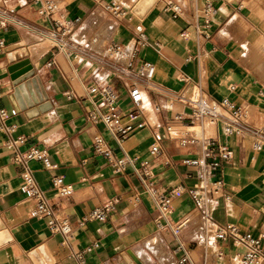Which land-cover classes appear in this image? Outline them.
Here are the masks:
<instances>
[{
	"label": "crops",
	"instance_id": "crops-1",
	"mask_svg": "<svg viewBox=\"0 0 264 264\" xmlns=\"http://www.w3.org/2000/svg\"><path fill=\"white\" fill-rule=\"evenodd\" d=\"M46 1L56 6L50 17L40 14ZM167 4L178 5L181 13L175 16ZM207 5L213 13L204 14ZM5 8L21 25L0 22V108L10 114L5 124L13 126L12 137L24 139L19 151L36 148L48 156L51 169L38 161L29 167L55 215L70 225L71 238L64 243L43 220L31 217L32 200L20 191L22 167L11 161L7 136L0 130V264H77V253H82V264H178L183 258L170 229L156 228L154 199L132 168L115 173L93 152L97 136L115 156L150 162L154 193L182 189L169 219L173 226L189 219L180 226L179 240L193 264H237L239 248L215 241L218 253H213L205 240L203 247L198 240L200 213L188 191L199 172L182 160L198 155L199 146L182 147L174 139L163 145L158 158L149 155V148L153 132L163 131L160 124L177 131L188 125L175 119L187 115L188 108L177 100L169 106V98H188L195 87L214 100L232 102L247 126L264 134V0H0V10ZM58 23L72 24L65 37L68 54L40 36L49 31L61 36ZM138 25L144 30L143 44L135 33ZM114 45L122 46L121 56L108 54ZM144 63L155 69L151 84L165 95L151 92L140 76ZM87 85L117 93L123 123H145L126 138L122 150L103 124L90 120ZM134 85L144 99L140 115L131 121L128 115L136 108L129 90ZM200 125L205 138L231 152L217 174L223 188L210 199L212 219L242 233L264 232V152L253 151L250 134L227 137L220 124ZM56 177L72 186L71 195L56 194ZM99 210H106L103 220L92 217Z\"/></svg>",
	"mask_w": 264,
	"mask_h": 264
},
{
	"label": "built area",
	"instance_id": "built-area-1",
	"mask_svg": "<svg viewBox=\"0 0 264 264\" xmlns=\"http://www.w3.org/2000/svg\"><path fill=\"white\" fill-rule=\"evenodd\" d=\"M111 9L114 12L118 10L115 5H112ZM166 9L171 10L175 16L181 13V8L178 5L167 4ZM55 11L56 6L52 2L46 1L40 9V14L44 17H50ZM205 12H208V14L209 12L213 13L210 5L206 6L204 14ZM0 22L2 25H21L8 8L0 10ZM206 23H208V20H206ZM58 24L62 28L61 36L54 31L41 32L40 36L51 41L54 48L58 51L68 54V42L65 40V37L71 33L72 24ZM135 33L138 37L139 44H143L145 34L140 25L135 27ZM3 48L4 42L0 39V52ZM107 52L109 55L119 57L122 55L123 49L121 45H114L108 48ZM138 71L140 76L145 79L151 92L156 91L164 95L166 94V92L151 84L153 75V67L151 65L144 63L139 67ZM71 96V92L67 94L68 99ZM129 97L136 111L128 116L131 121H134L140 115L143 91L134 85L129 90ZM85 98L90 101L93 108L89 116L90 120L95 124H103L121 150L126 138L134 130L145 126L144 122H139L136 125L122 122L123 117L117 108V93L110 87L97 88L87 85ZM169 99V106L172 105L173 101L177 100L189 110V113L184 117L182 114H177L175 119L178 121H186L188 123L186 126H194L195 123H199V131L196 134H191L189 131H177L172 126L160 124L159 127L163 131L153 132V142L149 148V155L153 158H158L162 154L163 145L174 139L182 147L187 145L199 146L198 155L193 158H185L182 160V163L187 167L197 169L199 172V179L193 188L188 191V195L195 209L200 213L206 245H208L210 239L218 242H229L234 248L241 250L238 254L241 264H264V232L257 235H252L248 232L242 233L236 226L232 224L220 225L214 222L211 217L207 201L218 196L223 188L222 180L217 179V174L220 172L221 164L231 158V152L226 145L205 138L200 124L205 120L210 121L214 125L220 124L224 136L227 137L241 136L245 133L250 134L253 138L252 149L255 152H264V134L260 130L250 129L244 120V113L235 107L232 102L227 99L221 101L214 100L204 94L199 87H195L188 98L175 96ZM155 109L158 110V107L156 106ZM9 116L10 114L8 112L0 108V130L7 136L5 147L11 152V161L22 167L20 191L26 198L32 200L31 217L37 220H43L52 233L60 234L64 243H69V239L71 238L70 225L66 219L59 218L55 215L53 207L48 203L43 191L39 188L33 177L29 162H41L44 168L48 170L53 166L44 151L36 148H30L23 153L19 151V148L24 144V139L21 137H12L13 126H7L5 124ZM92 149L94 153L102 155L106 159L115 173L124 172L128 167L132 168L142 185L154 199L158 214L155 222L156 228L161 229L167 227L170 229L174 240L178 244L177 251L183 253V258L178 264H193L188 250L179 240L178 229H174L169 219L172 213V202L182 193V189L176 187L172 188L166 194H156L151 189L152 183L150 180L153 177V166L150 162L129 158L126 154H123L121 157L115 156L111 149L108 148L106 142L99 136L94 138ZM53 184L56 194L60 197L71 195L73 192L72 186L65 184L62 177L54 178ZM226 198L229 199V197ZM105 216L106 210L95 211L92 214L93 218L99 220H103ZM86 251H90V249ZM75 258L77 259V264H82V253L75 254Z\"/></svg>",
	"mask_w": 264,
	"mask_h": 264
},
{
	"label": "bare ground",
	"instance_id": "bare-ground-1",
	"mask_svg": "<svg viewBox=\"0 0 264 264\" xmlns=\"http://www.w3.org/2000/svg\"><path fill=\"white\" fill-rule=\"evenodd\" d=\"M48 41V43L49 44H51V45H53V43L51 42V41H49V40H47ZM133 46V45H132ZM132 46H131V48H129V49H127V48H125V50H124V52H125V54H126V56H128L129 54H130V52H131V50H132ZM122 60H123V58H122ZM154 73H155V69H153V75H152V78L154 77ZM192 93V90H191V92H190V94ZM143 99H144V92H143ZM143 103V102H142ZM204 122V124H210V125H213L214 126V124L213 123H211L210 121H207V120H205V121H203ZM199 128H200V126H199V123H196L194 126H182L180 129H179V131H189L191 134H196L198 131H199ZM175 130H178V129H176V128H174ZM202 130H203V128H202ZM203 132V131H202ZM207 205L209 206V208L210 209H212V207H213V201L211 200H208L207 201ZM196 212V214H197V210L195 211ZM189 222V219H186V220H184L182 223H180L181 225L180 226H182V225H186L187 223ZM179 226V227H180ZM178 227V228H179ZM177 228V229H178ZM237 259H238V262L241 264V262H240V259H239V257L237 256Z\"/></svg>",
	"mask_w": 264,
	"mask_h": 264
},
{
	"label": "rangeland",
	"instance_id": "rangeland-1",
	"mask_svg": "<svg viewBox=\"0 0 264 264\" xmlns=\"http://www.w3.org/2000/svg\"><path fill=\"white\" fill-rule=\"evenodd\" d=\"M119 61H122V62H125V59H118ZM196 124V123H195ZM199 217V226H200V231H201V234H202V236L201 237H198V240L199 241H201V243H200V245H201V247H203V243H204V234L202 233L203 231H202V223H201V219H200V215L198 216ZM182 223V222H181ZM181 225V224H180ZM179 226V225H178ZM178 226H174V229H177L178 228ZM181 229L182 228H178V232H179V237L181 236L180 235V231H181ZM184 245L187 247V245L184 243ZM193 246L191 245V246H189L188 247V249H191ZM208 247H211L210 249H209V251H211V252H213V253H218V250L216 251V243H215V241H213L212 239H210L209 240V243H208ZM212 249V250H211ZM217 255V254H216ZM208 264H210V263H208ZM237 264H240L238 261H237Z\"/></svg>",
	"mask_w": 264,
	"mask_h": 264
}]
</instances>
